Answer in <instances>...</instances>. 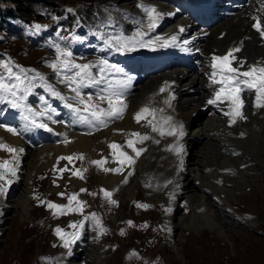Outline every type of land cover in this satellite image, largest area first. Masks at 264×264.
<instances>
[{
  "label": "rangeland",
  "instance_id": "obj_1",
  "mask_svg": "<svg viewBox=\"0 0 264 264\" xmlns=\"http://www.w3.org/2000/svg\"><path fill=\"white\" fill-rule=\"evenodd\" d=\"M141 1L143 0H26L25 3L31 9L33 8L34 13L28 12L29 17L26 20H22L20 17L13 18L10 30L0 25V60L10 58L19 66L34 70L28 73L30 77L23 88H28V83L32 80L36 81L38 76L43 79L38 78L37 83L41 80L39 83L48 85L47 83L50 82H47V78L53 75L57 84L63 83V87L68 89L69 85L62 82V75H57L50 66L57 63L56 46L58 45L62 50L70 51L72 53L70 59L74 63L88 64L87 62L90 60L98 58L95 51L97 44L107 40L100 37L103 36V31L112 38H118L116 25L113 23V14H122L125 5L132 9H138L141 5H137V3ZM224 1L226 8L231 6L232 10L242 9V4H236L238 0L235 4L232 0ZM12 3V0H0L1 7ZM166 24L168 22H164V25ZM37 25L40 26L39 29L35 27ZM74 36L79 39L73 40ZM95 39H99L98 43ZM91 42H96L94 49L88 46ZM126 56L128 57V55ZM180 62L183 65V61L180 60ZM37 74L38 76H36ZM181 80L179 83L184 86L185 77ZM49 86L54 89L52 84ZM46 88L38 91L48 95L49 92ZM135 91L137 92V88ZM135 91L134 93H136ZM251 91L252 89L248 90V93ZM18 95H22V93H18ZM41 97L43 96L41 95ZM149 97V95L144 96L145 100ZM22 101L37 103V101L31 100L28 94ZM62 104L67 108L64 103ZM200 109L194 118L196 122L203 120L210 111V108L201 107ZM33 110H36V107H33ZM75 123L80 126L87 124L79 117ZM0 124L5 125L1 122ZM17 125L29 124L18 120ZM259 131L264 132L262 127ZM212 133L218 136L222 143L226 144V147H234L236 152L235 154L221 153L223 148H220L221 151L218 147L211 148L208 155L210 156L209 160L215 157L217 159L213 153L219 152L231 159H242L248 162L246 165L243 164L242 168L239 167V170H243L245 175L247 173L245 171L250 169L247 173V176L249 175L247 184L240 185L238 178L235 179L225 171L218 170L219 175L216 173L218 177L215 174L216 171L213 174L216 179L220 178L221 180L215 182L214 187L206 185L208 189L210 188L206 196L210 201L215 202L214 208L219 207L217 203L226 204L227 209L221 212L219 218L224 229L228 230L226 231L227 237L218 231L215 222L209 218L210 214H213L210 210L208 211L205 206H195L191 211L185 197L174 194L169 180L164 185L165 187L158 189L156 193L154 179L160 180L161 178V175L159 176L156 172L161 160V158L158 159V155H162V150H156L155 154L147 157V161L145 160L139 170L135 166L137 164L135 162L131 166L125 164L122 171L114 173L121 177L122 182L127 177V183H124L123 189L118 192L114 189L117 187L116 185H109L105 182L104 177L108 172L103 171V168H108L109 159L102 154V151L97 158L73 151L69 154L70 156L82 154L84 159L73 158L71 162L67 159L58 162V155L60 157L68 156L63 152H58L54 155V160L50 161L47 167H44L46 165L44 163L43 168L41 167L37 173L28 174L29 168L24 161L19 163L17 176L8 177L13 182L10 185H5L6 193L0 194V264H54L59 260L61 253L66 250L62 247V241L54 234V229L59 226L66 233L75 232L76 229L70 228L69 224L79 225V222L84 220L85 216L90 217L91 213L96 214L100 224L107 230L100 234L94 219L89 218L84 222V227L90 226L101 241L105 264H264V150H262L263 157L259 160L246 148L238 146L236 148L235 146L240 144L233 138H227L223 130H215ZM51 138L48 137L46 141H51ZM129 138L130 136L127 137V139ZM127 139L119 142L111 141L120 145L123 151L134 157L136 153L127 146ZM137 139L134 137L133 140ZM148 139L144 141L146 142ZM211 139L216 140V137L212 136ZM111 141H108V147ZM138 145L136 143L135 147ZM202 145H204L203 140L197 135L193 136L188 142L184 155L182 152L177 155L174 151V164L177 160L181 164L182 159L185 165L189 162L185 167L186 171L188 168L199 167L196 165L197 160L192 153ZM262 148L264 149V146ZM110 150L111 160H114L113 162L116 164L114 168L121 167L119 161L123 157L114 155L112 148ZM7 153L9 152L7 151ZM3 154L4 151L0 150V161L11 160V153H9L10 155ZM22 159L29 160L25 157ZM92 159L107 162L101 168L90 163L93 161ZM173 160H167V166H174L172 165ZM227 164L230 165V169L234 170L235 163L228 162ZM60 168L66 170L61 173ZM77 169L82 171L84 179L72 175L73 171L75 172ZM84 169L86 171H83ZM129 172L132 174L128 175ZM28 175H31L29 179H27ZM78 182L82 184L79 185ZM2 183L3 181H0V184ZM50 185L52 186L50 187ZM81 188L87 191L80 192ZM101 188L112 193L111 199L115 200L116 204L109 202ZM58 193H64V196L62 197ZM74 193H78L77 199L84 202L83 213L69 211L66 215L60 214L61 210L49 209L46 203H40L41 200H44L68 205V196ZM90 193H95V195ZM198 193L200 194L201 191L199 190ZM26 194V208L23 210L21 208ZM208 198L207 200H209ZM138 204L149 205V207H137ZM70 207H78L75 200L72 201ZM167 209H171V211H167ZM54 211L57 215H53ZM128 221L132 222L131 225ZM171 225L175 226L174 234L170 229ZM209 235L210 237H208Z\"/></svg>",
  "mask_w": 264,
  "mask_h": 264
},
{
  "label": "bare ground",
  "instance_id": "obj_2",
  "mask_svg": "<svg viewBox=\"0 0 264 264\" xmlns=\"http://www.w3.org/2000/svg\"><path fill=\"white\" fill-rule=\"evenodd\" d=\"M232 1L234 4L236 3V0ZM225 3L224 0H143L137 3V5H141L138 9H132L130 6L125 5L122 14L114 13V17H112L117 28L118 38H112L103 31V36L100 37L106 38V42L98 43L99 39H95L98 43L95 47L98 58L96 57L87 62L92 66L90 71L95 80L99 81L103 76V82H86V86L81 89L85 100H87V95L91 94L93 103H100L101 107L107 108V103H101L97 100V97L101 94L106 95L109 91L108 85L112 84L113 88L123 93L122 99L127 105L123 112V118L110 120L107 127H99L98 130L88 124L78 125V123H75L78 116L62 104L67 102L74 104L75 101L71 100L70 97H73L75 93L70 91L69 88V90L64 88L63 83L57 84L53 75H50L47 78V82H50L47 83L48 85L39 83L41 80L37 83L38 78L34 83H36V88H39L38 90H43L44 87L52 84L54 89L66 98L61 100L52 96L53 105L46 104L50 100V96L44 98L46 103H43L39 111H44L45 115L39 117L52 131L34 127V131L26 137L18 127H13L17 132L15 135L8 132L6 127L11 126L6 125V127H0V142L17 149L23 148L24 152L19 154V161H25L29 168L27 173L32 174V172L37 173L40 171L44 163L46 164L44 167H47L58 152H63L68 156L73 151L82 152L91 155L92 158H97L102 151V154L109 159V165L106 164L107 167L114 168L116 164L113 162L114 160H111L112 153L108 147L109 140L125 141L132 132L149 136L150 141L149 139L146 142L143 140L136 147L139 149L145 146L144 151L137 159V156H134L137 163L135 166L138 167V170L141 169L140 167L143 166L147 157L155 154L156 150H162V155H158V159L161 158V160L160 164L158 163L159 168L157 167L156 172L159 176L161 175V178L159 177L160 180L154 179L156 193L169 180V185L171 184L174 189V194L185 197V200L188 201L187 206L191 211L194 210L195 206H205L208 211L210 210L213 214H210L209 218L215 222L218 231L227 237L226 231L228 230L224 229L225 227L222 226L219 218L221 212L227 209L226 204L220 205V203H217L219 207L214 208L215 202L210 201L206 196L210 191V188L208 189L206 185L214 187L215 182L221 180L220 178L216 179L213 174L215 171V174L218 173V170L225 171L235 179L238 178L240 185L247 184L249 181L247 173L250 169L248 168L245 171L247 172L245 175L243 170H239V167L242 168L243 164L246 165L248 162L242 159H231L219 152L213 153L217 156V159L215 157L209 160L210 156L208 155L211 148L218 147L219 150L223 148L222 151L220 150L221 153L230 152L235 154L236 152L233 149L234 147H226V144L224 145L219 137L212 132L223 130L227 138H233L240 144L236 145V148L244 147L260 160L263 157L264 132L262 133L259 130L262 127L264 131V108L255 107L257 103L255 90L252 89L250 93L247 90L242 93L244 101L243 114L246 119H237L234 124H230V117L224 114L229 111L227 100L216 105L207 103L210 98H213V89L220 87V85L209 86L210 63L213 55H224L229 48L241 47V51L236 53L237 57L246 60L249 64L259 62L260 66H264V39L253 28L254 21L252 19L254 15L264 17V2L262 0H238L236 4H242L241 10H232L233 7L231 6V8H226ZM146 8H155L157 12L162 14L157 27L152 30L147 27L149 19L145 11ZM164 22H168V24L164 25ZM180 28H183L184 31L180 32ZM138 32L142 35L135 36ZM173 35L177 36L174 44L169 43L167 47L160 46L165 39ZM123 41H143L145 46L140 47L138 43H134L128 50L118 51V42ZM148 41L153 43L148 44ZM180 60L183 61V65ZM112 65L122 69V72L116 73L111 68ZM101 68L104 69L103 73L100 71ZM184 77L185 82L182 86L179 81ZM116 81H126V84L120 86L116 84ZM165 81L168 82L169 87L164 93H160L159 89ZM38 85L39 87H37ZM136 88L137 92L135 91ZM29 89L31 92H37L35 87ZM147 95L150 97L145 100L144 96ZM170 95L175 97L170 100L171 106L164 103L165 100H169ZM145 106L150 109H157L155 119L151 115H145V118L137 123L134 116ZM78 107L83 106L78 105ZM201 107H204V109L210 108V111L203 120L196 122L194 118ZM159 109H163V112ZM24 115L26 114L24 113ZM80 115L87 116L88 114L82 112ZM49 116H51V119L48 118ZM166 116L172 117V124L175 122L174 125L183 126V136L179 137L178 141L176 136H161L159 132L152 131V125L148 123L151 120L153 124H157L166 132L168 130L167 126L162 123V117ZM1 118L3 117L0 112ZM195 135L199 136L204 144L192 153L197 160L196 165L200 168H188V173L185 167L189 162L186 165L184 161L179 164L176 159L177 162L174 164L173 159H175V156L173 154L176 147H182V154L184 155L189 140ZM212 136L216 137V140H212ZM48 137H52L51 141H46ZM131 138L134 139V137L129 139ZM66 140L67 143H65ZM156 141H159V143H156ZM169 146H172V150H169ZM3 151V155L9 154L5 150ZM58 156L60 157V155ZM23 157L29 158V160L22 159ZM170 159L173 160L172 165L174 166H167L166 161ZM228 162L235 163L234 170L230 169ZM223 163L225 164L222 165ZM30 177L31 175H28L27 179ZM220 177L224 178L222 175ZM104 178L107 184H114L118 187H114L116 192L123 189L124 182L121 181V177L114 175L113 172H108ZM78 183L79 185L82 184ZM30 185L31 182L29 189ZM199 190L201 191L200 194L198 193ZM26 202L27 194L21 209L25 210ZM170 229L174 234L175 226L171 225ZM100 242L92 228L86 226L80 229V237L71 245V252L69 253V250L66 249L54 264H105L106 261L103 260L104 254Z\"/></svg>",
  "mask_w": 264,
  "mask_h": 264
},
{
  "label": "snow or ice",
  "instance_id": "obj_3",
  "mask_svg": "<svg viewBox=\"0 0 264 264\" xmlns=\"http://www.w3.org/2000/svg\"><path fill=\"white\" fill-rule=\"evenodd\" d=\"M264 2V0H262ZM145 11L147 12L149 23L147 25L149 30H152L157 27V23L159 19L161 18V13L157 12L155 8H146ZM252 19L254 21L253 28L260 34L261 38L264 39V17L259 16H252ZM37 29H39V25L35 26ZM180 32H183L184 29L180 28ZM137 35H142V33L138 32ZM73 40L79 39L78 37H72ZM159 40V37L157 38ZM177 40V36L173 35L169 37L168 39H165L163 41V44L160 45L162 47H167L169 43H175ZM134 43H138L140 47L145 46V42L143 41H123L118 42V51H125L130 48V46ZM148 44H152V41H148ZM185 43H187L185 41ZM242 45V42H241ZM57 51V63H53L50 66L56 71L57 75H62L63 79L62 82H66L69 85L70 91L74 92L75 95L71 97L70 99L75 101L76 105H82L83 107H77L71 102H67L65 104L66 107H68L70 110L73 111L74 114H76L79 119H81L83 122H86L90 127H107V124L110 120L113 119H122L123 118V112L127 108V105L124 103L122 96L123 93L116 88H113L112 84L108 85L109 91L107 94H101L97 97V100L107 103V108L101 107L100 103H93L92 102V95H87V100L84 98V94H82L81 89L86 86V82L91 83H101L103 82V76H101V79L99 81L95 80L93 77L90 69L91 65L89 64H78L74 63L70 58L72 56V53L67 50H62L58 45L56 46ZM241 51V47H232L227 50V52L224 55H213L211 57V73L209 76L210 81V87L212 85H220L218 88L213 89V98H210L207 103L209 105H216L217 102L223 103V101L227 100L229 102V111L225 112L224 114L226 116L230 117V124H234L237 119L244 120L246 119L245 115L243 114V107H244V101L242 99V93L254 89L256 93V105L257 108H264V66H260L259 62L255 64H249L246 60L240 59L237 57L236 53H239ZM106 63V62H102ZM235 64V66H233ZM111 68L116 72H122V69L119 67L112 65ZM0 69L3 71H0V100L7 101L11 105L12 108L15 109H24V105L20 102L23 100V98L29 93L30 89L23 88L22 85L25 84V82L28 80V73L32 72L34 70L32 69H25L23 67H20L18 65H15L14 62L9 58L8 60H0ZM101 73H103L104 69H100ZM38 76V74H37ZM219 77V78H217ZM39 79H43V77H39ZM116 84L120 86H124L126 84V81H116ZM169 87V84L167 81L164 82V85L159 89L160 93H164L166 89ZM46 90L50 92L51 96L59 98L61 100H65L66 98L61 95L60 92L56 91L55 89L51 87H47ZM18 93H22V95H18ZM174 96L170 95L169 100H165L164 103L170 105V100L174 99ZM41 99H43L41 97ZM46 103V102H45ZM26 111L29 113V115H24V112H21V115L23 116V119L28 122L29 126L32 127H38V128H44L48 131H52L50 128H48L47 124L45 123H37V120L35 117L37 115L43 116L45 115L44 111L41 112H33L31 108H27ZM157 109H150L147 106L142 107L134 116V119L137 123L140 122L142 118H145V115H151L153 119H155V112ZM159 111L163 112V109H159ZM82 112L87 113V116L80 115ZM51 119V116L48 117ZM172 117L166 116L162 117V123L163 125L167 126V131L161 129L157 124H153L151 120L148 121L150 125H152V131L159 132L161 136L169 135V136H176L177 141L179 140V137L183 136L182 131V125H174L171 123ZM0 127H6L3 124H0ZM8 132L12 134H17L16 130L7 127L6 129ZM130 137L138 138L137 140L128 139L127 140V146L132 149L133 152L136 153V156L138 157L141 152L144 151L143 148L137 149L135 147L136 143H142L143 140L148 139L147 136L141 135V133L138 132H132L129 134ZM68 141L66 140L65 143ZM156 143H159V141H156ZM110 148L114 150V155L118 157H123L122 160L119 161L121 167L119 168H103V164L107 161L105 160H93L90 163L93 165H97L101 168H103V171L105 172H113L117 173L122 171V168L125 164L128 166H131L135 164V158L133 156H130L127 152L123 151L121 149V146L112 143L109 145ZM0 150H6L9 153H12L11 160H3L0 161V181H3L2 184H0V194L6 193L7 189L5 185H10L13 180L9 179L8 177H16L17 175V168L19 166V154L24 152L23 148H14L10 147L6 143L0 142ZM169 150H172V146H169ZM183 151L182 147H176L175 152L177 155H179ZM73 158H77L80 160H83L84 157L82 154L78 155L73 154L72 156L68 157H59V160L67 159L69 162L73 160ZM14 161V163H13ZM182 163V161H181ZM66 169L60 168L59 171L62 173ZM83 171H86L84 169ZM132 173L129 172L128 175H131ZM74 176H78L80 179H84L82 171L80 169H77L75 172L72 173ZM124 183H127V177H125ZM55 183V181H53ZM170 183V181H169ZM87 191L84 188L80 189V192ZM101 191L104 192L105 197L109 199V202L111 204H116L115 200L111 199L112 193L108 192L104 189H101ZM91 195H95V193H90ZM60 196H64V193H58ZM78 193H74L70 196H68V205H60L53 203L51 201H44L41 200V204H47V207L49 209H59L61 210L60 214H68L69 211L76 212L79 211L83 213L84 208V202L81 200H78ZM76 201V204L78 207H70L72 204V201ZM137 207H143L147 208L149 205H141L138 204ZM167 211H171V209H167ZM53 215H57V213L54 211ZM89 218L94 219L96 221V225L99 228V233L102 234L105 231H107L99 221V218L96 216L95 213H91L90 217L85 216L84 220H81L79 222V225L76 223H70L69 227L76 229L75 232L72 233H66L63 229L60 227H57L54 229V234L62 241V247L69 250V253L71 252V245L76 242V240L80 237V229L84 227V222L88 220ZM129 225H131V221H128ZM146 226V225H145ZM123 235V231L121 232ZM55 247V245H53ZM135 255V253H133Z\"/></svg>",
  "mask_w": 264,
  "mask_h": 264
},
{
  "label": "trees",
  "instance_id": "obj_4",
  "mask_svg": "<svg viewBox=\"0 0 264 264\" xmlns=\"http://www.w3.org/2000/svg\"><path fill=\"white\" fill-rule=\"evenodd\" d=\"M12 1L13 3L9 4L8 6L5 7L0 6V25L4 26L3 28L7 30H10L12 24L11 21L13 18L20 17L23 20H26L29 17L28 15L29 13H34L33 8L31 9L29 5L25 3L26 0H12Z\"/></svg>",
  "mask_w": 264,
  "mask_h": 264
}]
</instances>
